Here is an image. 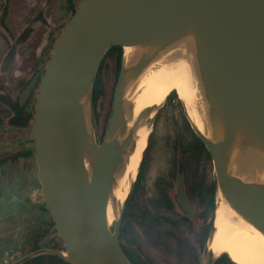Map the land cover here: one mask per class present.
<instances>
[{
    "label": "water",
    "instance_id": "water-1",
    "mask_svg": "<svg viewBox=\"0 0 264 264\" xmlns=\"http://www.w3.org/2000/svg\"><path fill=\"white\" fill-rule=\"evenodd\" d=\"M185 43L193 50L210 137L189 122L211 156L216 202L219 192L264 235V0H82L46 64L34 115L38 200L65 251L42 248L10 264L41 253L69 264H132L119 241L125 204L111 229L107 220L116 176L134 142L126 90L160 54ZM113 46L138 54L127 64L123 57L99 140L87 110ZM0 103L15 113L11 126H27L18 105L1 95ZM174 198L193 219L181 175Z\"/></svg>",
    "mask_w": 264,
    "mask_h": 264
},
{
    "label": "trees",
    "instance_id": "trees-1",
    "mask_svg": "<svg viewBox=\"0 0 264 264\" xmlns=\"http://www.w3.org/2000/svg\"><path fill=\"white\" fill-rule=\"evenodd\" d=\"M67 21L60 28L52 41L51 52L47 62L56 48L70 19L78 10L82 0H63ZM123 49L119 46L111 47L105 54L94 80L92 102L98 111L96 113L99 121L104 117L103 126L106 127L107 119L111 112V104L115 85L122 66ZM44 70V67H43ZM45 72V71H44ZM44 72L39 73L35 79H31L26 86L31 84V92L21 99L22 109L25 115L34 124L36 102L38 99L40 84ZM110 93L108 94V90ZM109 95V99L107 97ZM108 100V108L105 116L101 113L104 109V101ZM176 102L182 106L175 92L166 99V104ZM182 132L178 134L174 145L173 168L168 174V180L158 179L155 183L156 196L147 198L143 195L144 190V168L151 147L152 135L148 138V145L144 151L139 166L136 181L125 202L122 217L119 241L122 249L132 264H157L155 258L146 252L145 247L153 251L157 256H162L170 264H201V253L205 250L206 243L210 237L214 212L216 209V184L213 182L206 185L204 178L199 179V163L206 160L212 163L211 156L206 150L204 143L195 135L191 124L186 117L183 119ZM12 128H18L11 126ZM24 129V128H23ZM35 129V126H34ZM34 129L32 139L28 144V150L16 152L0 159V174L2 169L8 165H15L22 158H34ZM105 128L102 130L103 138ZM189 137V138H188ZM181 175L185 185L186 196L189 203H194L197 214L193 219L184 215H177L178 206L172 191L177 185V178ZM41 219L37 229L30 234L26 240L25 254L42 248H54L64 252L63 242L57 235L55 223L44 203L38 204ZM199 213V214H198ZM197 219H203L201 224ZM193 233L192 240L187 234ZM50 234V238L48 235ZM128 245H132L129 248ZM151 255V256H150ZM21 264H69L55 255L41 253L35 258L26 260ZM213 264H234L227 255H222Z\"/></svg>",
    "mask_w": 264,
    "mask_h": 264
},
{
    "label": "rangeland",
    "instance_id": "rangeland-1",
    "mask_svg": "<svg viewBox=\"0 0 264 264\" xmlns=\"http://www.w3.org/2000/svg\"><path fill=\"white\" fill-rule=\"evenodd\" d=\"M2 4L8 5L10 10L9 26L17 39L23 35L26 19L33 18L44 7L48 8L50 6L46 10V17L52 20V30L56 26L61 25L62 22L63 24L65 22L63 0H0V14ZM35 26L44 31L42 36L45 35L46 29L40 24H36ZM37 30L33 29L32 32H36ZM32 36L33 34L30 41L22 47L25 48V56L29 57L26 63L28 65H23L22 67V70H27V72L30 67L29 64L33 62L41 46L40 36H36L35 38H32ZM8 48L4 44L3 39L0 38V65L6 59ZM1 78L7 83V75L3 74V72ZM10 90L12 91L11 94L16 96L15 89ZM109 93L110 89L108 90ZM107 97L109 99V95ZM22 98L20 97V100ZM181 104V107L176 102L168 105L165 101L155 111L153 118L146 121L150 132L149 136L152 135L151 147L144 168V190L142 192L147 198L156 196V181L158 179H165L167 181L168 174L173 168L175 141L178 134L182 132L184 117L189 120L184 104L182 102ZM107 108L108 100H105L104 113H101L103 116H105ZM97 112L92 103L87 110V115L96 137L100 140L102 130L106 127L103 126L104 117L99 121L96 115ZM13 116L11 110L9 111L5 106L0 105V117H3L1 119L3 124L0 125V159L18 151L28 150V146L29 148L32 147V144H28V142L32 139L33 122L30 121L24 129L12 128L9 121ZM198 178H204L207 186L213 182L216 183L213 164L206 160L200 162ZM133 184L130 186L129 192ZM40 190L41 188L37 182V167L33 158H21L17 164H8L2 169L0 174V264H10L25 254L26 240L37 229L41 221L38 218L39 211L37 207L38 204L42 203L38 200L41 195ZM176 193L177 185L175 184L171 194L175 197ZM190 206L196 216L197 209L194 203H190ZM177 212L176 217L184 215L179 207ZM196 221H199V224H201L203 219H197ZM187 235L192 240L195 238L193 233ZM48 238H50V234ZM128 246L129 248L133 247L132 245ZM145 250L152 255H150L151 258H155L157 264H170L162 256H157L147 247H145ZM215 261L216 257L212 253H209L205 246V250L201 253V264H213Z\"/></svg>",
    "mask_w": 264,
    "mask_h": 264
},
{
    "label": "bare ground",
    "instance_id": "bare-ground-1",
    "mask_svg": "<svg viewBox=\"0 0 264 264\" xmlns=\"http://www.w3.org/2000/svg\"><path fill=\"white\" fill-rule=\"evenodd\" d=\"M138 54L124 48L125 63ZM175 92L184 104L191 124L206 138L210 137L206 104L198 80L190 44L171 47L158 56L126 90V117L134 142L123 170L116 176L108 202L107 220L111 229L136 181L143 153L147 147V120L153 118L167 97ZM264 180V176L262 177ZM213 232L206 248L214 257L227 255L234 264H264V235L235 213L217 193Z\"/></svg>",
    "mask_w": 264,
    "mask_h": 264
},
{
    "label": "flooded vegetation",
    "instance_id": "flooded-vegetation-1",
    "mask_svg": "<svg viewBox=\"0 0 264 264\" xmlns=\"http://www.w3.org/2000/svg\"><path fill=\"white\" fill-rule=\"evenodd\" d=\"M49 7L50 6H48V8ZM48 8L44 7L33 18H27L26 25L23 28V35L19 39H17L13 35V32L9 26L10 10L8 8V5L2 4V7H1L0 38L3 39L4 44L7 45L9 48L7 49L6 59L3 60V62L0 65V94L5 99L10 100L13 104L18 105L20 109H22L20 97L28 95L32 90L31 84L29 86H26L27 83L31 79H35L39 73H42V71L43 72L45 71V67L47 64V58L51 52L52 41L56 37L60 28L67 21V13L65 11L64 12L65 13L64 14L65 16L64 24L62 22L61 25L56 26L54 30H52L51 28L52 20L46 17V10ZM36 24H40L44 29H46L45 35H43L44 37L42 36L44 31L38 28V26H35ZM33 29H38V30L36 32H32ZM32 34H33L32 38L33 37L35 38L36 36H40L41 46H40V50H38V52L36 53V57L33 60V62L29 64L30 67L27 72V70H22V67L23 65H28L26 63L29 57L25 56L24 54L25 48H22V47L30 41ZM43 67H44V70H43ZM2 72L3 74L7 75V83L1 78ZM6 84L8 85V87H6L7 86ZM9 88L15 89L16 96H13L11 94L12 91ZM0 105L5 106L9 111L11 110L9 105H4L2 103H0ZM11 111L13 112V115H14L15 114L14 111L13 110ZM21 111L23 115L27 117L25 115V111L24 110H21ZM1 119H3V117L2 118L0 117V125L3 124V121ZM29 122L30 120L28 121V123Z\"/></svg>",
    "mask_w": 264,
    "mask_h": 264
}]
</instances>
